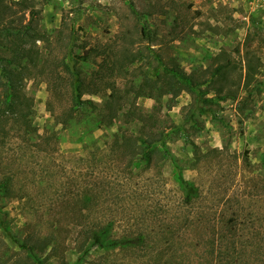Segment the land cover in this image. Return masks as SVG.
Segmentation results:
<instances>
[{"label": "rangeland", "instance_id": "1", "mask_svg": "<svg viewBox=\"0 0 264 264\" xmlns=\"http://www.w3.org/2000/svg\"><path fill=\"white\" fill-rule=\"evenodd\" d=\"M29 2L24 115L0 99V264H25L12 234L43 246L33 264H264V0ZM247 49L251 84L203 102ZM99 226L144 242L86 248Z\"/></svg>", "mask_w": 264, "mask_h": 264}, {"label": "trees", "instance_id": "2", "mask_svg": "<svg viewBox=\"0 0 264 264\" xmlns=\"http://www.w3.org/2000/svg\"><path fill=\"white\" fill-rule=\"evenodd\" d=\"M27 11L29 17L26 15ZM37 13V10L30 4L29 0H0V99L16 116H23L25 106L27 107L28 98L22 92V80L29 70L28 61L31 62L32 60V50L26 48L24 43L27 44L29 41L38 39L35 23ZM86 56L87 52L77 57L84 60ZM243 60L244 65L237 79H235L236 77L227 79V72L232 66L231 60L227 58L220 62L216 66L213 75L209 77L211 88H207V86L203 91H200L199 98L203 102L212 101L214 98H235V89L234 91L230 89L233 85L237 87V85L239 86L242 83V87L247 88L258 73V65L248 49L244 53ZM214 75H217L216 79L213 78ZM185 81L192 91H196L199 88V83H195L194 79L185 78ZM210 89H214L216 94L215 96L206 97L205 94ZM106 105L108 110H112V102L110 100L106 101ZM82 107V101L80 100L74 105L73 110L79 111ZM114 115L115 111L105 113L103 117L111 120ZM173 179L182 190L183 202L186 204L190 203L197 195L196 186L185 179L176 167L173 170ZM4 185V182L0 181V193L4 191ZM0 226L1 228L5 227L2 223ZM108 232L109 230L103 226L90 228L85 238L86 248L138 247L144 242L142 233L129 234L120 238H109ZM11 239L17 246L19 255L23 254L20 259H23L25 264H33L30 259H37V251L43 250V246L36 240L32 241L27 237L20 239L15 234H12ZM218 253L220 254V252ZM214 260L215 264H221L223 261V259L215 258ZM234 262L235 260L231 259L228 264H234ZM205 264L210 263L207 260Z\"/></svg>", "mask_w": 264, "mask_h": 264}]
</instances>
